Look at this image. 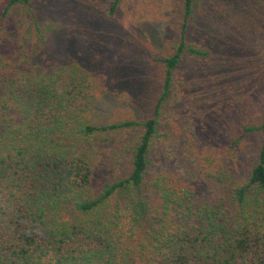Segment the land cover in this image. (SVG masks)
<instances>
[{
	"label": "trees",
	"instance_id": "obj_1",
	"mask_svg": "<svg viewBox=\"0 0 264 264\" xmlns=\"http://www.w3.org/2000/svg\"><path fill=\"white\" fill-rule=\"evenodd\" d=\"M180 1L179 38L156 58L161 91L142 120L89 123L87 73L71 62L19 78L0 74V264H264V108L229 134V147L250 152L230 203H195L188 186L152 169L175 69L211 55L210 46L188 38L194 0ZM17 3L30 0H9L3 15ZM132 125L139 133L128 174L94 190L91 163L74 145Z\"/></svg>",
	"mask_w": 264,
	"mask_h": 264
},
{
	"label": "rangeland",
	"instance_id": "obj_2",
	"mask_svg": "<svg viewBox=\"0 0 264 264\" xmlns=\"http://www.w3.org/2000/svg\"><path fill=\"white\" fill-rule=\"evenodd\" d=\"M0 0V74L38 73L52 61L77 64L88 78L89 123L142 120L161 91L157 57L179 38L180 0ZM188 38L210 46L208 59L185 58L173 73L153 143L154 173L188 186L191 201L230 203L242 181L248 145L229 147L230 132L264 108V0H194ZM137 125L98 130L76 143L100 190L129 171ZM248 148V147H247ZM136 260V259H135ZM137 264H143L136 261Z\"/></svg>",
	"mask_w": 264,
	"mask_h": 264
}]
</instances>
